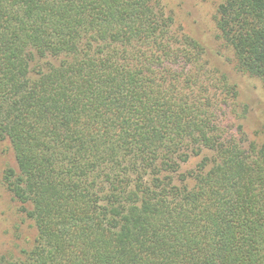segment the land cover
Wrapping results in <instances>:
<instances>
[{
	"label": "trees",
	"instance_id": "16d2710c",
	"mask_svg": "<svg viewBox=\"0 0 264 264\" xmlns=\"http://www.w3.org/2000/svg\"><path fill=\"white\" fill-rule=\"evenodd\" d=\"M212 21L264 87V0ZM238 98L163 0H0L1 183L34 234L0 264H264V144Z\"/></svg>",
	"mask_w": 264,
	"mask_h": 264
},
{
	"label": "rangeland",
	"instance_id": "374dc122",
	"mask_svg": "<svg viewBox=\"0 0 264 264\" xmlns=\"http://www.w3.org/2000/svg\"><path fill=\"white\" fill-rule=\"evenodd\" d=\"M222 0H163L166 12L174 20V28L197 41L204 49V58L208 68L213 72L224 73L230 83L237 86L239 102L247 108L240 124L243 133L250 142L264 144V87L253 79L234 75L231 68L226 67L222 49L216 43L215 27L212 17L215 7ZM220 53V54H219ZM5 144H0V254L18 255L28 248L33 241V231L16 216L9 194L1 183V173L10 163L11 158ZM198 159L191 160L184 170L191 169Z\"/></svg>",
	"mask_w": 264,
	"mask_h": 264
}]
</instances>
